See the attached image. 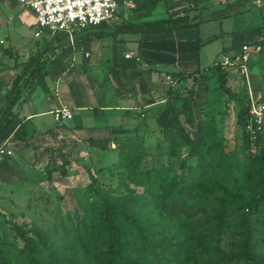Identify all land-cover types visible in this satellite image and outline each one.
<instances>
[{"label": "rangeland", "instance_id": "1", "mask_svg": "<svg viewBox=\"0 0 264 264\" xmlns=\"http://www.w3.org/2000/svg\"><path fill=\"white\" fill-rule=\"evenodd\" d=\"M12 1L14 4L9 13L0 10V21L2 22L0 39L4 41L3 46L15 47L18 53H23V55L28 50H32L31 54H33L35 50L45 48L46 51L43 53L40 64L44 62L46 65L49 64L51 56L62 50L68 56L66 63L70 62L71 54H73L75 63L81 62L82 52L78 51V47L73 51L72 47L61 42L60 46L56 47V51H53L52 47L48 46L50 43L47 42L44 34L33 37L36 26L32 24V13L27 9H22L17 0ZM239 1L240 4L248 0ZM205 2L204 0L203 3ZM249 6L247 7L249 8ZM201 9L203 10L202 14L205 15L202 17L209 18L210 15L207 16L205 8ZM7 14L12 19L7 20ZM146 14L147 12L144 10L142 13L129 15L127 22L138 21V19L147 17ZM238 16L237 14L236 17L231 15L221 21L213 18L211 22L204 20L199 24L201 42L206 36L217 34L216 38L201 45L198 54L199 68H205L212 63V60H208L209 52L214 46L217 47L222 40L221 33L218 32L220 27L228 29L236 26ZM21 20L22 23H19ZM115 22L117 24L119 20ZM114 23L103 27V35L98 38L94 37L95 41L99 42L103 48L102 56L114 54L120 58L128 51L136 55L132 40H129L131 33L109 31L108 28H113ZM230 34V32L225 33L226 37L223 40L226 43L229 42L227 40H231ZM91 37L93 38V36ZM260 51L262 53L264 50L260 48ZM259 54H253L251 58L257 57ZM219 56L220 53L216 54L214 58L217 59ZM15 58H19L16 51ZM100 62L103 63V59ZM41 68H44L43 64ZM212 70L214 71L211 69L203 72L205 79L202 83L196 84V82L187 79L183 85L175 84L171 90L167 88L163 95L164 101L158 105L149 108L142 107L138 113L132 112L131 114L138 121L137 129L133 133V130L128 128L123 135L115 136L117 138L114 143L115 157L112 161H104L102 165L93 167L84 163V166L81 164L69 166L67 162L50 167V161L46 164L43 161L37 165L35 154L27 161L23 159L17 164L15 153L9 157L13 153L12 151H15V149L12 150L13 145L4 144L9 153L0 160V167L4 163H9L13 170L4 174V177L0 176V258L2 259L0 264H5V261L6 264L13 263L15 257L22 256L25 251L23 241L5 220L19 225L24 230L32 228L43 233L45 242L48 244L46 247H43L38 238L33 236L30 231L25 232V236L32 238L35 242L42 257L48 255V250L59 252L57 253L59 257L65 256L73 248L74 227L81 221L84 210L100 203L99 194L103 192L112 195L141 194L143 188L129 181V176H133V173L139 169L152 168L164 179L173 176L174 180L179 181L178 186H180L182 178L189 177L190 168L197 165L198 144L205 129L210 126L216 130V139H218L216 146L227 153L226 157H228L225 160L231 161L233 169L228 175L226 183L237 193V199L231 200V203L222 210L219 220H214L212 216L217 207L216 199L215 197L205 198L198 206L196 214L184 223H178L174 219L162 216L155 206L143 205L142 208L147 213L146 222L151 225L154 231L175 232L179 239H185L195 245L200 240L209 241L208 253L205 256L207 263L264 264V201H258L255 205L246 207L249 199L264 189V183H257L258 177L253 173L244 177L245 164L251 154H258V148L241 137V131L235 122L236 110L239 105L245 104V95H242L241 92L237 101L228 100L218 88L216 75L211 73ZM35 79L23 76L20 82L21 92L27 90V85H33ZM226 80L229 88L233 90L229 80L227 78ZM32 94L40 95L38 87L30 95L32 96ZM181 97L187 98L189 112L186 115L179 114L178 122L192 140V146H187L184 143L183 135L178 127L170 121L173 113L181 108ZM255 97L264 101V91H260ZM36 121L45 128L57 124L52 121L51 115H43ZM72 121L74 118L64 120V123ZM260 130L261 140L264 144V117ZM125 152L129 154L126 158L128 165L118 168L116 164ZM84 167L94 178L91 188L86 187L89 179L82 172ZM61 170H64L65 177L59 178ZM206 194L210 196L209 190ZM216 194L219 193L216 192ZM139 204L142 205V202ZM142 208L139 210H143ZM242 212H247L243 219L252 228L249 252L253 256V261L244 260L240 254L239 231ZM217 221L218 225L216 226ZM181 245L183 246L184 242H181Z\"/></svg>", "mask_w": 264, "mask_h": 264}, {"label": "crops", "instance_id": "2", "mask_svg": "<svg viewBox=\"0 0 264 264\" xmlns=\"http://www.w3.org/2000/svg\"><path fill=\"white\" fill-rule=\"evenodd\" d=\"M153 1L154 4L149 5L147 2L145 6L149 8L146 11L148 16L138 21L184 16L195 24L153 32H128L131 33L129 40H132L136 55L128 51L120 58L114 54L102 56L103 48L99 42H96L94 37L84 39L83 36L79 37L72 47L73 51L78 47V51L82 52L80 63H75L73 54L70 56V62L66 63L68 56L63 50L52 55L49 64L42 63V70L45 72L35 77L33 85H27V90L20 93L11 108L15 113L13 128L22 121L31 135L26 140L19 141L14 137L12 130L0 134V145L9 143L13 145L12 150L15 149L9 157L15 153V160L19 164L20 160L27 161L35 154L37 165L50 161V167L67 162L69 166H84L85 163L94 167L102 165L106 160L112 161L116 154L115 136L123 135L128 128H131L133 133L137 129L138 121L131 113H138L142 107L158 105L164 101L163 95L167 88L174 87L175 83H170L164 77L168 75V71L185 74L200 70L203 73L215 60H219L222 54L238 50L242 43L259 44L264 50V0H248L240 4L239 0H205V3L204 0ZM13 4L12 0H0V10L9 13ZM145 7L138 1L132 14L142 13L146 10ZM201 8H205L210 19L202 17L205 15L202 14ZM236 14L239 15L236 26L228 29L220 27L218 31L222 40L209 52L208 60H212V63L205 68H199L198 54L201 45L217 37V34H212L201 42L199 24L204 20L211 22L213 18L221 21L231 15L236 17ZM6 18L12 19L10 15ZM19 23H22V20ZM1 24L0 21V26ZM228 32L231 33V40L226 43L223 38ZM3 43L0 39V108L4 104L5 91L12 78L21 72L27 57L32 55V50L23 55L18 53L15 47H6ZM3 49H7L9 55L5 54ZM15 51L19 55L18 59L15 58ZM218 53L220 56L214 58ZM125 54L128 56L125 57ZM258 54L247 64L246 81L226 72L225 78L229 80L233 90L229 88L227 80L226 86L236 94L237 99L241 92L245 95L244 105L249 97L256 98V94L264 91V51ZM101 59L103 63L100 62ZM50 78L52 80H49ZM204 79L203 77L196 81V84L202 83ZM36 87L40 95L31 96ZM39 98L41 99L36 100ZM60 107L68 108L71 116L56 121L52 111ZM43 115H51L52 121L57 124L49 128L43 127L36 121ZM72 118L74 121L64 123V120ZM11 170L12 165L4 163L0 167V176L4 177V174ZM82 172L88 177L87 168ZM59 176L65 177L64 170L60 171Z\"/></svg>", "mask_w": 264, "mask_h": 264}, {"label": "trees", "instance_id": "3", "mask_svg": "<svg viewBox=\"0 0 264 264\" xmlns=\"http://www.w3.org/2000/svg\"><path fill=\"white\" fill-rule=\"evenodd\" d=\"M137 1H140L142 7H145L147 2L149 5L154 4L153 0ZM148 10L149 8H146V11ZM127 20L123 19L117 24H113L114 27H109V31L143 33L189 27L195 24L189 22L184 16L131 23ZM103 27L99 26L97 29L84 33V39L91 36L100 37L104 34ZM48 46L52 49L57 47L50 44ZM2 51L9 55L7 49ZM45 51L43 48L30 55L24 62L21 72L12 78L6 89L4 104L0 108V134L6 130H12L14 137L19 141H24L31 135L22 121L13 128L12 121L15 118V113L11 111V108L22 91L20 84L22 77L26 75L34 79L45 72L41 68L42 63L40 64ZM211 69H214L211 73H215L220 91L228 100L235 99L237 101L236 94L225 84L226 71L222 70L220 66L210 67L208 70ZM167 73L178 85H183L189 78L192 82H196L205 77L200 70L185 74L175 71H168ZM171 88L168 87V90ZM180 100L181 108L173 113L170 121L178 127L183 135L184 143L187 146H192V140L178 122L179 114L186 115L189 112L188 100L186 97H181ZM248 117L246 105H239L235 114V122L241 131V137L258 148V154H251L245 164L244 177L253 173L258 177L257 183H264V144L260 136L261 130L252 138L245 131V123ZM217 140L214 128L210 126L205 129L198 144L197 165L190 168L189 177L182 178L180 186H178L179 181L174 180L173 176L164 179L155 170L148 168L139 169L133 173V176H129L131 183L143 188L141 194L112 195L107 192L99 194L100 203L84 210L81 221L74 227L73 248L65 256L59 257L57 254L59 252L48 250V255L42 257L35 242L32 238L26 237L25 232L30 231L33 236L38 238L40 244L46 247L48 244L45 242L44 234L32 228L24 230L19 225L5 220L23 241L25 247L24 254L16 256L11 264H211L207 263L205 257L208 253L209 241L200 240L195 245L185 239H179L175 232L152 230L151 225L145 219L146 210L142 207L143 205L155 206L162 216L174 219L178 223H184L196 214L203 199L215 197L217 207L212 217L214 220H219L222 210L231 203V200L237 199L238 195L226 183L233 168L231 161L225 160L228 157H226L227 153L216 146ZM128 156V152H125L119 162L115 163L116 166L118 168L127 167L126 158ZM217 169L218 171H216ZM88 179L89 183L86 184V187L91 188L94 178L90 172H88ZM208 190L210 196L206 194ZM216 192L219 194L217 195ZM258 201H264V189L252 196L246 207L255 205ZM139 202H142V205ZM140 208L143 210H139ZM245 215L247 212H242L240 218L239 235L241 239L239 249L244 260L253 261V256L249 252L252 228L243 219ZM217 225L218 221L216 222ZM181 242H184L183 246ZM0 260L2 259L0 258ZM213 264L217 263L214 262Z\"/></svg>", "mask_w": 264, "mask_h": 264}, {"label": "built area", "instance_id": "4", "mask_svg": "<svg viewBox=\"0 0 264 264\" xmlns=\"http://www.w3.org/2000/svg\"><path fill=\"white\" fill-rule=\"evenodd\" d=\"M21 8L29 10L33 15V25L36 30L33 37L44 34L47 42L52 46L65 44L73 47L79 37L84 33L97 29L99 26H108L116 20H125L132 15L137 0H17ZM128 14V15H126ZM116 24V22L114 23ZM260 51L259 44L242 43L238 50L224 53L219 60H215L211 67L220 66L222 70L233 73L236 77L246 81L247 64L253 54ZM125 57L128 54L124 55ZM165 79L174 84L170 76ZM248 120L245 123V131L253 138L260 130L264 117V101L259 98H248ZM53 119L58 121L71 116L70 110L60 107L52 111ZM9 151L4 144L0 145V160Z\"/></svg>", "mask_w": 264, "mask_h": 264}]
</instances>
